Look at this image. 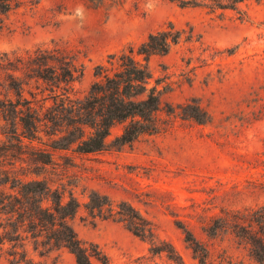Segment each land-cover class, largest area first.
<instances>
[{"label": "rangeland", "instance_id": "374dc122", "mask_svg": "<svg viewBox=\"0 0 264 264\" xmlns=\"http://www.w3.org/2000/svg\"><path fill=\"white\" fill-rule=\"evenodd\" d=\"M18 1L0 26L2 97L8 54L39 45L71 48L83 68L73 95L83 97L98 78V64L112 67V61L117 64L114 53L129 46L137 49L170 21L187 31L192 28L194 36H184L170 52L150 59L155 77L162 79L164 101L177 107L166 129L123 147L80 152L75 144L55 147L60 141L53 137L65 130L51 135L46 129L52 127L42 125L33 141L24 137L18 156H2V165L25 176L36 165L35 151H52L57 163L40 177L62 183L67 194L74 191L82 204L71 223L83 240L99 243L116 264H201L185 238V226L211 248L206 264H257L231 235L210 238L202 225L223 207L264 202V0H244L241 11L179 0ZM193 104L202 106V120L178 112L194 111ZM10 129L0 114V147L19 143ZM121 131L122 124H116L109 138ZM95 190L116 202L130 201L182 259L153 253L151 240L119 214L90 215L85 203ZM28 251L46 264H78L66 246L43 256L32 244Z\"/></svg>", "mask_w": 264, "mask_h": 264}, {"label": "trees", "instance_id": "16d2710c", "mask_svg": "<svg viewBox=\"0 0 264 264\" xmlns=\"http://www.w3.org/2000/svg\"><path fill=\"white\" fill-rule=\"evenodd\" d=\"M179 1L184 5L241 11L240 4L244 0ZM18 5V0H0V26L5 15ZM184 36L192 39L193 29L187 31L170 21L151 32L137 49L129 46L114 53L117 64L114 61L112 67L98 64V78L83 97L73 95V83L82 75L83 68L71 48L59 44L39 45L6 56L9 70L2 84L6 93L0 96V114L11 125L9 133L17 134L19 143H5L0 147V213L4 214L0 217V264H46L29 254L31 244L41 256L56 247L66 246L78 264H116L99 243L83 240L71 223L82 204L74 191L67 194L62 183L56 185L47 175L40 177L48 174L49 164L57 163L52 151H35L36 165L24 173L25 176L4 167L2 156H18L17 150L25 144L24 137L33 141L42 125L52 127L51 131L46 129L51 135L65 130L60 137H53V141H60L55 147L69 148L75 144L74 149L80 152L123 147L142 135L166 129L177 107L164 101V89L159 86L162 79L155 77L150 59L154 54L170 52ZM153 78L155 83H152ZM193 107L194 111L183 107L184 110L178 112L202 120L204 117L199 114L202 106L193 104ZM116 124H122V131L110 139ZM29 174L34 176L27 177ZM85 205L94 217L119 214L132 230L151 240L153 253L165 252L170 259L178 261V256L182 259L175 246L161 239L153 222L130 201L116 202L108 194L95 190ZM202 229L214 239L231 235L257 264H264V202L223 207ZM183 230L194 256L201 264H206L211 248L188 226Z\"/></svg>", "mask_w": 264, "mask_h": 264}, {"label": "clouds", "instance_id": "9594fccd", "mask_svg": "<svg viewBox=\"0 0 264 264\" xmlns=\"http://www.w3.org/2000/svg\"><path fill=\"white\" fill-rule=\"evenodd\" d=\"M82 11V9H77V12L79 13V12H81Z\"/></svg>", "mask_w": 264, "mask_h": 264}]
</instances>
